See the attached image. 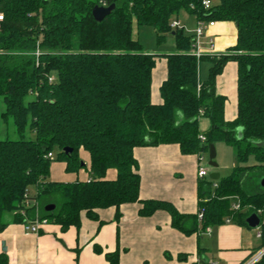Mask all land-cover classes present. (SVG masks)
I'll return each mask as SVG.
<instances>
[{
	"label": "trees",
	"instance_id": "obj_1",
	"mask_svg": "<svg viewBox=\"0 0 264 264\" xmlns=\"http://www.w3.org/2000/svg\"><path fill=\"white\" fill-rule=\"evenodd\" d=\"M202 1L0 0V121L11 122L18 137L0 139V215L14 213L21 221L25 209L32 219L38 208L40 220L66 231L78 229L82 216L98 221V210L114 208L118 219L120 206L138 203L140 216L166 211L172 227L186 235L225 219L248 228L246 218L264 211V189L249 192L242 184L250 171L264 174V0H218L207 10ZM111 5L110 15L94 20L95 6ZM181 11L196 21L233 23L234 46L196 58L193 36L170 26ZM134 26L152 28L158 42L170 35L175 53H145L133 37ZM161 59L166 78L155 105L152 72ZM203 61L210 66L201 81ZM228 62L235 63L237 75L236 115L230 122L224 120L226 98L216 93L217 77ZM202 118L209 123L205 132L199 129ZM27 131L33 139H26ZM216 142L233 149L238 165L216 182L198 180L195 215L139 199L135 148L177 145L182 155H201ZM63 148L71 155L64 156ZM54 150L56 156L48 158ZM80 151L89 157L87 181H46L53 162L77 173ZM250 156L257 164L244 166ZM108 170L115 171L114 179H106ZM30 187L36 190L33 200L29 197L35 204L25 208ZM233 197L240 202L238 211L231 210ZM49 204L55 209L45 212ZM93 248L108 264H119V250ZM263 249L264 225L250 258ZM0 264L7 262L0 257ZM254 264H264V254Z\"/></svg>",
	"mask_w": 264,
	"mask_h": 264
},
{
	"label": "crops",
	"instance_id": "obj_2",
	"mask_svg": "<svg viewBox=\"0 0 264 264\" xmlns=\"http://www.w3.org/2000/svg\"><path fill=\"white\" fill-rule=\"evenodd\" d=\"M191 17L195 21L194 30L197 21ZM174 20L181 28L184 27L178 16ZM210 39L213 41L212 50L208 46ZM235 42L234 24L216 22L202 38L201 49L206 54H223ZM226 66L217 77L216 93L226 98L224 120L230 122L236 115L237 75L233 63L228 68L231 76L224 80ZM206 77H201L199 67V79L204 81ZM165 78L166 62L161 59L152 72L151 102L155 105L161 103L159 87ZM201 120L207 122L204 121L203 129L200 128ZM208 128V121L200 119V131L205 132ZM81 155L80 159L89 162L88 155ZM133 156L138 164L140 200L168 203L181 215L197 213L199 155H182L177 145H159L137 147ZM54 163L50 172L55 171V176L50 182L69 183L90 178L87 168L67 173L64 163L57 171ZM106 175L112 180L115 171L108 170ZM220 178L218 175L217 180H210L216 182ZM139 209L138 203L122 205L118 219L115 218L114 208L101 209L97 211L98 221L82 216L78 229L69 227L66 231H61L58 225L46 223L37 235L26 233L23 220L19 221L14 213H3L0 215V257L7 264H108L103 254L94 251L96 245L103 253L119 250V264H206L211 261L246 264L255 256L250 258L251 252L260 245L256 228H246L231 220L226 223L229 219L204 229L198 226L197 232L186 235L172 227L166 211L158 210L151 216L143 217L139 215Z\"/></svg>",
	"mask_w": 264,
	"mask_h": 264
},
{
	"label": "rangeland",
	"instance_id": "obj_3",
	"mask_svg": "<svg viewBox=\"0 0 264 264\" xmlns=\"http://www.w3.org/2000/svg\"><path fill=\"white\" fill-rule=\"evenodd\" d=\"M218 0H213V4H217ZM178 20L181 22V24L184 26L183 27V32L185 35L187 36H191L192 35V30L194 27V19L188 15L186 12L181 11L178 15ZM133 37L134 39H136L143 47V51L145 53H149V54H172L175 53V48H174V41L173 38L170 35H166L165 40L158 42L157 38H156V34L155 31L150 28V27H133ZM203 48V46H202ZM233 63L232 62H228L227 66H226V74L224 77V80L228 79L229 76H231L230 72L228 71L229 66H231ZM210 64L206 61H203L200 63V67H201V77L205 78L206 74L208 72V68H209ZM230 100V98H229ZM4 109V107L1 105L0 106V110L2 111ZM229 110L227 109V112ZM204 121L205 120H201L200 121V128L203 129L204 125ZM206 122V121H205ZM207 124V122H206ZM26 139L27 138H31L33 139V135L30 134L28 131L25 134ZM10 139V140H16L18 139L14 128L12 127L11 122H9L8 125L4 124L3 122L0 121V139L4 140V139ZM213 148H214V152H215V157L212 160V162L216 165V167H211L209 165V153H204L201 154L200 157L201 159H199V167L204 169L207 173V176L205 177L206 180H210V176L212 174H217L219 175V178H224L227 175L230 174V172L232 171V169L238 165L237 159L234 155L233 149L226 145L223 142H216L214 144H212ZM57 154V150H54V157ZM81 154H85L87 156V154L84 151H80L79 155ZM82 156V155H81ZM63 162H55L54 163V167H56V171L58 168H61L60 166H62ZM88 160H84L81 158V162H80V170H84L87 168L88 165ZM62 164V165H61ZM257 164V162L255 161V158L253 156H250L248 158V160L245 162L244 166H255ZM55 171H51L49 173L48 178L46 179V181L50 182L51 179H54L53 177L55 176ZM264 178V174L260 171H258V169H255L253 171H250L248 173H246V175L243 177V188L246 191L252 192V191H257V190H262L264 189V187H261V181ZM106 179H107V175H106ZM28 194L29 197L33 200V198L36 196V190L34 187H30L28 189ZM57 199V198H56ZM56 203L58 202V200H55ZM34 203V202H33ZM39 205H41V200L38 201ZM260 244V243H259Z\"/></svg>",
	"mask_w": 264,
	"mask_h": 264
},
{
	"label": "built area",
	"instance_id": "obj_4",
	"mask_svg": "<svg viewBox=\"0 0 264 264\" xmlns=\"http://www.w3.org/2000/svg\"><path fill=\"white\" fill-rule=\"evenodd\" d=\"M202 5L203 8L205 10L209 9L211 7V1L210 0H203L202 1ZM0 22H2V16L0 15ZM216 22L214 21H197L196 22V26L194 28V30L192 31V36H193V43H192V54L196 57V58H200L201 56L204 55H219V54H206L204 51H202L201 49V40L202 38L205 36V33L207 32V30L213 28L215 26ZM172 29L175 28H181L179 22H177L176 20H172L171 24H170ZM209 49L212 50L213 49V41L210 39L209 40ZM38 56V53H35ZM199 139L201 141H204V137L203 136H199ZM53 155L52 154H48V158H52ZM199 159H201L200 155H199ZM207 176V173L204 169L198 167L197 168V177L198 179H204ZM25 198V208H29L33 206V201L32 203L29 200V194H25L24 195ZM231 210L233 211H238L240 210V202L236 197L231 198ZM35 204V203H34ZM22 220H23V229L26 233L29 234H35L37 235L39 233L40 227L44 224H46L47 222L45 220H40L38 217V208H35V212H34V216L32 219H29L28 216L25 213V209H22L19 212ZM256 214L260 217V221H259V225L256 228L257 230V237L260 238L261 237V226L264 225V211L263 210H258L256 212ZM202 218V214L199 213L198 214V219L200 220ZM230 220H226V223H228ZM264 254V249L261 250L257 255H255L248 263L246 264H254L256 263L260 257ZM206 264H218L217 262H208Z\"/></svg>",
	"mask_w": 264,
	"mask_h": 264
},
{
	"label": "water",
	"instance_id": "obj_5",
	"mask_svg": "<svg viewBox=\"0 0 264 264\" xmlns=\"http://www.w3.org/2000/svg\"><path fill=\"white\" fill-rule=\"evenodd\" d=\"M113 9H114V6L113 5L108 6V7L95 6L92 9V17L94 18L95 21L100 22L105 17H107L108 15H110V13L113 11ZM237 135H238V138H240V135H241V130L240 129L237 130ZM61 152L63 153L64 156H70L71 153H72V150L69 149V148H63L61 150ZM208 153H209V165L211 167H216V165L212 162V160L215 157V152H214V148H213L212 145H210L209 150H208ZM210 179L217 180L218 179V175H211L210 176ZM261 187H264V178L261 181ZM54 209H55V205H53V204H49V205H46L44 207V211L45 212H51ZM246 224L251 229L257 228L258 225H259V218H258V216L255 213H252L250 216H248L246 218Z\"/></svg>",
	"mask_w": 264,
	"mask_h": 264
}]
</instances>
